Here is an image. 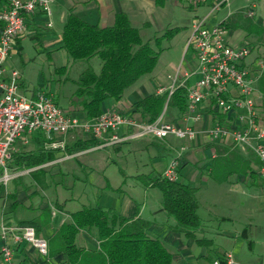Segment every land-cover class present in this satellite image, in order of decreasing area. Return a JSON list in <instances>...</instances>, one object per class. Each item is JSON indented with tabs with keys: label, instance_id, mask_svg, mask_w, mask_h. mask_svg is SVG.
I'll use <instances>...</instances> for the list:
<instances>
[{
	"label": "trees",
	"instance_id": "obj_1",
	"mask_svg": "<svg viewBox=\"0 0 264 264\" xmlns=\"http://www.w3.org/2000/svg\"><path fill=\"white\" fill-rule=\"evenodd\" d=\"M9 4V0H0V7L5 8ZM223 25L228 31H243L245 43L253 48L254 45L248 42L252 37L264 44V25L258 24L243 11L230 16ZM181 31L183 29H170L161 37L145 42L139 29L133 27L129 17L124 13L117 14L113 25L108 28L88 24L78 16L70 14L63 27L61 49L71 62H84L88 66L76 82L77 90L71 102L73 109L67 113L80 120L101 117L105 113L108 101H121L131 87L154 72L159 57L164 52L163 44L170 42ZM18 51H21V47ZM95 58L100 62L98 72L89 64ZM58 72L65 74L67 67H62ZM257 88L264 108V71ZM187 107V88L180 87L170 97L167 91L145 97L136 105L135 119L151 124L161 116L165 120L172 119V113L175 111L179 120H182L187 114ZM212 114L214 124L227 125L225 115L217 111ZM98 146L99 143L94 139L77 140L72 145H66L64 149L41 148L36 151L15 153L9 167L18 171L38 168L29 175L43 188L47 183V172L43 166L56 161L60 153L73 155ZM249 152L245 155L239 147L217 145L214 157L209 160L207 167L209 177L219 184L227 183L232 176L249 177L254 183L261 180L263 184L264 180L259 178L253 169V165H260V162L255 156L253 159L252 152ZM121 173L124 175L122 170ZM134 179L144 189L161 191V211L174 220L173 232L184 234L201 247L213 246L211 240L196 238V233L202 227V220L198 215V189L180 181L164 178L162 174L139 175ZM4 191L5 187L0 185V203L2 199L11 202L10 209L7 207L9 211L5 210L3 214L5 218L16 212L21 204L15 194L7 195ZM4 221L8 223L9 219ZM16 224L34 226L32 222ZM149 227L150 223L138 216L124 218L112 209L84 207L71 214L70 221L62 224L48 238V260L49 262L62 260L65 264H173V257L164 243L148 236ZM83 231L94 232L98 242L97 250H87L77 245V237ZM37 233L38 235L40 233L38 229Z\"/></svg>",
	"mask_w": 264,
	"mask_h": 264
},
{
	"label": "built area",
	"instance_id": "obj_2",
	"mask_svg": "<svg viewBox=\"0 0 264 264\" xmlns=\"http://www.w3.org/2000/svg\"><path fill=\"white\" fill-rule=\"evenodd\" d=\"M191 7L209 6L207 17L192 26L187 43L193 52L196 68L185 74V80L177 85V77L167 90L169 97L180 87L187 88V114L182 124L166 122L161 116L147 124L131 117L109 111L94 120H80L70 116L56 102L53 95L44 91L20 92L21 75L7 69L13 42L25 30L26 16L42 12L51 17V0H11L8 7L0 10V185L5 188L14 179L34 170L13 172L9 168L14 146L23 135L41 134L49 139L71 133H86L99 143L98 148L113 147L129 141L145 138L165 141L174 137L194 142L198 132L193 124L200 121L201 105L210 100L213 109L227 117V125H215L207 130L213 140L232 141L237 147L248 150L260 162L259 176L264 180V129L258 121L256 91L264 71V55L253 56L255 49L247 43L234 46L229 42V32L223 22L208 27L206 21L212 14L229 5L230 0H184ZM253 15V13H251ZM51 26L50 24L48 25ZM196 77L193 85L186 84ZM65 143H52L51 149H64ZM186 148L163 172V177L179 181L180 160ZM13 244L32 247L42 264L48 260L47 240L40 237L32 225L0 224V264H16ZM232 264L231 256L225 259ZM213 264H222L215 261Z\"/></svg>",
	"mask_w": 264,
	"mask_h": 264
},
{
	"label": "rangeland",
	"instance_id": "obj_3",
	"mask_svg": "<svg viewBox=\"0 0 264 264\" xmlns=\"http://www.w3.org/2000/svg\"><path fill=\"white\" fill-rule=\"evenodd\" d=\"M251 9L254 12L253 15H251ZM209 11L208 7L194 11L184 0H169L166 3V22L184 23L187 26L186 30H189L195 21L204 19ZM240 11L251 16L258 24L264 25V0H230L226 8H222L211 15L209 21H206V25L211 26L214 19L216 22H220ZM148 34L145 31L142 33L144 41L148 40ZM243 34L244 32L240 30L233 31L232 43H234V39L243 36ZM248 42L254 45L253 56L261 57L264 55L262 41L252 37L248 39ZM233 45L241 46L242 43L236 45L234 43ZM162 48L164 52L159 57L156 70H154L156 76L167 79L168 76H175L182 68L187 71L192 69V67H188L178 43L167 42L163 44ZM48 51L51 52L42 48L40 43L31 38H25L20 52L17 50L10 52L11 57L8 59L7 65L22 76L23 94L29 95L30 91H44L53 95L60 107L66 111L71 106L74 93L77 90L76 82L88 65L84 62H76L75 66L71 67L73 62L69 60L65 52L49 56ZM173 63L176 65L175 68H172ZM62 67H67L65 74L58 72ZM95 68L98 70L96 66ZM192 80L195 81L196 78L194 77ZM167 81L172 83V80L167 79ZM258 109V118L264 124V108L260 106ZM174 114H172V119H167V121L180 124L181 120H179L177 112V116ZM77 116H79V112ZM23 140L28 141V144H24L22 149L26 152L50 148L52 143H62L61 140L55 138L47 140L39 134L23 135L19 142H23ZM147 140L124 145L120 153H114L108 149L95 150L96 152L81 156L65 164L55 167L47 166L44 168L47 172L45 187H39L30 175L25 174L10 182L4 192L7 195L15 194L21 206L26 207L23 209L27 213L25 216L36 218L39 223L38 228H40L45 240H48L53 231L61 226L63 220L70 221L69 216L59 213L55 206L65 205L66 212L70 214L84 207H93L97 200L96 196L99 194L95 186H97L96 188L99 185L103 186L104 198L108 195L116 199V208L120 207L119 198L122 195H126L131 200L129 203L137 202L139 208L143 207L144 201H147L149 207L161 204L162 193L160 190L146 191L140 184L135 186L133 178L137 175H150L155 168L159 172L162 166L153 167L152 161H161L169 165L175 160L176 154L180 152L182 146L186 148L185 146L188 145H185V141L170 137L167 140L171 144L168 141L166 144L175 147L172 152L165 150L166 146L163 142L142 148L141 145L147 143ZM73 142L71 138L66 145H72ZM191 152H195V150ZM78 162L81 164L78 165ZM193 162L201 163L200 167L203 168L208 164V159L205 158L202 162L194 159ZM192 169L195 170L190 166L187 171ZM10 170L17 171L11 168ZM88 179L90 182L94 181L96 185H85ZM220 185L210 178H206L203 182L199 180L195 185L196 189L201 188L199 198L203 202V209L200 215L204 219L205 232L221 226L222 229L233 233L232 238L225 237L223 239L216 235L210 237L207 233L208 238H212L216 242V254L218 255L214 254V256L230 253L241 264H264V190L259 192L258 189L252 190L243 187L244 193L233 194L237 204H234L228 211L225 208L221 211L230 218V221H223L220 218L215 220L207 210L206 205L208 201L218 197L222 189ZM10 204L8 199L1 200L0 224L5 210L10 209ZM30 206H33V211L29 210ZM243 231H246V238L242 237Z\"/></svg>",
	"mask_w": 264,
	"mask_h": 264
},
{
	"label": "crops",
	"instance_id": "obj_4",
	"mask_svg": "<svg viewBox=\"0 0 264 264\" xmlns=\"http://www.w3.org/2000/svg\"><path fill=\"white\" fill-rule=\"evenodd\" d=\"M168 1L169 0H51V11H52L51 17H47L40 11H37L36 13L29 15L26 18V25H25L24 32L18 37H16L13 42L11 53L14 50L18 51L19 47H21L25 38H31L37 43H40L42 48H45L46 50H50L51 52L49 51L47 52L49 56H52V54L57 55L61 52H65L64 50L61 49L62 32H63V27L66 22V19L70 14L78 16L81 20L85 21L88 24L96 25V26H99L100 28H108L113 25L117 14L124 13L129 17L130 22L133 25V27L139 29V31L141 32V36L144 31L149 33L147 41L153 40L154 38L161 37L162 35H164V33L167 30H170V29H175V28L184 29L178 35H176L169 43H178L180 45L182 53L184 54V59L188 67L189 68L192 67L190 71L184 70L182 68L180 72L178 71V73L175 74V76H168L167 79L172 80V83H169L165 77L156 76L154 74L155 72L154 71L152 74L145 76L137 84L131 87L124 94L121 101L119 102L108 101L106 103L105 112L113 111L123 116L131 117L135 119L137 116L135 115L136 105L141 100L153 94H162L166 92L173 85V80L176 77L178 79L177 85L181 84L185 80V74L191 73L197 66L196 59L193 55V52L191 50H188L187 48V43L192 35L193 25L189 28V30H186L187 26L184 23L174 24L175 22H172V23L166 22L167 20H166L165 12H166V3ZM206 7L210 9L209 6H200V7H191V8L194 11H197V9L199 8L201 9V8H206ZM1 9H3V7H0V10ZM251 13H254L252 9H251ZM208 14H206V17ZM227 19L228 18H225L223 19V21H220V22H216L214 19V23L208 27H214L216 25H219L220 23L226 21ZM49 24L51 25L50 27L48 26ZM228 32H229V42L232 45L234 43L235 45L237 43H242V44L245 43V33L243 34V36H240L237 39H234V43H232L233 31H228ZM11 53H10V57H11ZM7 63H6V68L11 70L12 68L8 66ZM89 64L92 65L95 71L98 72L100 70V62L98 61V59L95 58L91 60ZM74 65L75 63H72L71 67H73ZM95 66L98 68V70H96ZM175 67L176 65L175 63H173L172 68H175ZM193 78L194 77L190 78V80L186 84L193 85L196 81V80L193 81L192 80ZM23 87L24 85H23L22 76H21V79H20V92L21 93H22ZM256 89L257 91H256L255 102H256L257 110H259L258 107L260 106L263 107V103H262V98H261V95L259 94L258 88ZM34 92L36 91H30L29 93H34ZM56 102L59 105V102L57 100ZM72 109L73 107L70 106L69 109L66 110V112L72 111ZM63 110L65 111V109ZM213 110H214L213 103L210 100H206L201 105L200 110H199V114L201 116L200 121L193 124V127L198 132V137L196 141L194 142L185 141L186 143L185 145H188V146H185L187 152L183 154L180 160L179 181L186 185H189L192 188H197L195 185L199 180L200 182H203L206 178H210L207 167L209 166V160L214 157L215 147L217 145L236 146L232 141L213 140L208 136L207 130L217 125V124H214L215 120H214V116L212 113L215 110L214 111ZM172 114H174V116H177L176 112H173ZM165 121L168 122L167 120ZM258 121H259L260 126L264 129V124L262 120L258 118ZM173 123L178 124L177 122H173ZM181 123H182V120H181ZM71 134L72 136L70 137ZM71 134L66 135V136L58 135V136H54L51 139L55 138V139H58L59 141L61 140L65 144H68L71 138L74 142L77 140L86 141V140L91 139L90 135L86 133H71ZM45 138L47 140H50L47 137ZM20 140L21 138L15 144L13 154L26 152V151H23L22 149H23V146L28 144V141L23 140V142H19ZM141 140H147V143H143L144 145H141L142 148L143 146L148 147L149 145H154L155 143L163 142L166 146L165 150L172 152L175 149V147L171 145L169 146L168 144H166L167 143L166 141H168L167 139L165 141L151 139V138H145ZM135 141H140V140L129 141L124 144L113 146V147H105V148L95 147V148H91L84 152L75 153L73 155H67L64 153H60L57 156L56 161L43 166V168L47 166L55 167L61 164H65L72 160H76L81 156H85V155L91 154L92 152L100 151L103 149L111 150L114 153H120L124 145H129ZM47 149H50V148H47ZM192 150H195V152H191ZM240 150L245 155L250 153L247 150H246L247 152H245V150L243 149H240ZM176 155H178V153ZM251 157L254 159V155L252 153H251ZM205 158L208 159V164L204 166L203 168L200 167L201 163L197 164L193 162L194 159H196L198 162L199 161L202 162ZM80 164L81 163L78 162V165ZM159 165L162 166L161 170L157 172V169L155 168L153 173L157 172V174L161 175L163 174L165 169L168 167V165L167 163H162L161 161H152L153 167L159 166ZM190 166H192L195 170L192 169V170L187 171V169ZM37 169H32V170H37ZM253 169L259 175L260 165L254 164ZM29 174H26V175H29ZM134 178H133L134 184H136L135 186H138L137 185L138 183ZM85 185L95 186L96 184L94 183V181L90 182V180L88 179ZM220 186L222 189L220 190L218 197L208 201L206 205H207V210L213 215L215 220H218L220 218L223 221H230V218H228L229 216L222 213L221 211H223L224 208L225 210L228 211L231 209L232 206H234V204H237V201L236 199H234L233 194H237L241 192L244 193L243 187L244 188L247 187L248 189H252V190L258 189L259 192L264 190V183L262 184L261 180H259L257 183H254L249 177H245V176H232L227 183H223ZM96 187L97 186H95V189L98 191L99 194L96 196L97 200L95 201L96 202L95 206H93L92 208L98 206L104 209H112L115 213L119 214L120 216L124 218H134L138 216L141 219L149 222L150 227L148 230V236L151 239H159L164 243L166 249L173 257V264H213L215 261H220L222 263V262H225V259L227 256H231L232 264H241L240 262L236 260L234 255L230 253H225L222 256H214L217 250L216 242L212 238H208L207 233H209L210 237H213L211 235H216L217 237L221 239L225 237L232 238L233 233L229 230L222 229L221 226H218V228H215V229L211 228V230H208L207 232H205L204 219L200 215L203 209V202L199 198L201 188L199 189L198 187L197 200L199 203L198 215L202 220V227L196 233V238L198 240L207 239V240L213 241L212 247H201L196 243L195 240L186 238L184 234H178V233L173 232L172 229L175 227V222L173 219L169 218L164 212L161 211V204H156L155 206L149 207L147 201H144L143 207L139 208L137 205V202L129 203L131 202V200L126 195H122L119 198L121 201L120 207L116 208L115 207L116 199L108 195L104 198L103 197L104 196L103 186L99 185L98 188ZM144 190L149 191L152 189H144ZM25 208L26 207L23 208V206H21L13 214H10L8 217H5V218L3 217L2 221L9 219L8 223L10 224H16V222H32L34 224V227L38 229V231L40 232L39 236L44 238L42 235V232L40 231V228H38L39 223L37 222L36 218H30V217L25 216L27 214L23 210ZM55 208L59 213H64L70 218L71 214L66 212L65 205H56ZM29 210L33 211V206H30ZM64 223H67V222L63 220L61 225ZM244 234H245V231H243L242 237H244ZM77 245L87 250H92V251L97 250L98 242L95 239L94 232H91V233L84 232V231L81 232L79 236L77 237ZM13 248L15 250L14 260L16 264H42V260L39 258L36 251L29 245L13 244ZM50 264H65V263L62 260L61 261L54 260L50 262Z\"/></svg>",
	"mask_w": 264,
	"mask_h": 264
}]
</instances>
